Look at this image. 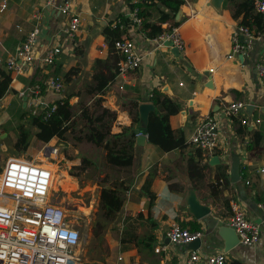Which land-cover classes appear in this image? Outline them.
<instances>
[{"label":"crops","instance_id":"1","mask_svg":"<svg viewBox=\"0 0 264 264\" xmlns=\"http://www.w3.org/2000/svg\"><path fill=\"white\" fill-rule=\"evenodd\" d=\"M5 1L7 6L0 12V58L13 54L32 30L31 17L35 11L41 14L38 57L51 46H61L62 52L53 66H44L37 59L25 74H10L9 88L0 99V139L6 136L4 130L18 115L35 106L41 112L40 104L47 105L64 97L47 88L38 96L31 91L37 84L55 77L63 81V88L67 86L69 99L78 102L91 90L95 92L93 98L98 97L97 78L114 75L101 96L102 107L116 114L111 134H120L123 129L142 130L138 106L150 103L149 95L153 90L180 106L179 113L171 116L169 123L174 132H183L184 148L162 152L148 139L137 142L134 136L132 165L124 169L107 164L103 154L104 164L118 171L114 180L131 179L117 214L121 218L122 237L118 241L116 264H181L187 255L185 246L168 245V251L160 254L153 251L155 245H167L165 234L173 222L179 225L196 222L200 226L202 246L197 252L201 255L222 252L229 264H264V223L258 208L259 203H264V175L258 173L264 167V88L255 72L257 64H264V30L244 39L247 50L242 55L228 58L232 33L238 27V21L232 18V3L243 0L220 3L182 0L177 28L186 46L178 55L175 51L172 53L173 48L158 46L136 27L122 29L121 38L132 39L142 57L140 67L125 77H116L119 57L109 49L104 29L120 16L126 20L125 24L129 23L130 4L138 0H68L71 11L81 21L73 39L63 33L67 17L46 6V0ZM150 5H144L145 21L157 23L164 9L160 4ZM159 25L165 30L171 22ZM2 70L8 73L0 65ZM204 72L209 73L212 87L207 86L209 81ZM21 92L26 96L20 97ZM232 102L246 104V112L229 119L223 110ZM207 118L218 121V149L212 155L189 143L195 127ZM245 118L250 122L247 126L241 124ZM255 120L260 122L256 124ZM254 135H259L261 140L254 148H249ZM216 156L218 164L210 165ZM233 156L240 160L241 181L237 184L217 181L220 173L230 180ZM39 160L49 168L40 154ZM49 169L53 172L51 189L58 186L68 192L70 181L57 177V168ZM63 181L68 190L63 187ZM146 181L150 182V191L155 195L151 205L141 191ZM191 190L210 210L204 219H194L188 210ZM234 201L242 205L249 221L260 225L261 236L253 246L238 243L225 252L224 246L229 240L224 239L229 233L230 205ZM149 237L154 238L152 248H142L139 240Z\"/></svg>","mask_w":264,"mask_h":264},{"label":"built area","instance_id":"2","mask_svg":"<svg viewBox=\"0 0 264 264\" xmlns=\"http://www.w3.org/2000/svg\"><path fill=\"white\" fill-rule=\"evenodd\" d=\"M46 0L45 5L58 11L60 15L67 17V23L63 33L73 39L79 32L81 21L78 15L71 11L68 0ZM149 1V0H138ZM7 6L2 0L0 12ZM255 12L262 16L264 21V0H254ZM139 9L129 10L127 18L129 23L125 24L120 18L116 19L111 27L119 26V29L128 27L139 28L142 19L138 15ZM33 28L25 36L24 40L15 49V52L6 58H0V65L13 76H21L32 67L37 59L44 66H53L59 58L61 46H51L46 49L41 57H38L39 34L41 31V14L35 11L32 14ZM253 34L247 27L240 26L232 33L231 49L228 58H236L246 50L244 42L240 40L259 35ZM154 41L158 46L175 48L179 52L185 49V42L177 27L168 28ZM114 53L119 57L116 67V77H125L136 71L141 64L142 57L136 51L135 42L130 38H120L113 42ZM255 72L259 83L264 88V64L255 66ZM43 86V88H42ZM50 89L54 93H60L63 82L55 77L42 84H37L31 91L35 96ZM26 96L25 92L19 94ZM151 95H149V98ZM48 105L51 108H48ZM1 109V105H0ZM56 106L40 104L41 114L47 119ZM246 112V104L243 102H232L224 110V116L233 119ZM260 121L255 120L258 124ZM247 118L241 121L242 125H249ZM218 121L207 118L200 122L189 139V143L208 155H212L218 149L217 135ZM141 133L135 135L141 136ZM147 138V135L144 134ZM42 155L53 158L57 149L44 144ZM48 158H46L47 160ZM264 175V167L258 170ZM53 172L43 162H34L24 158L8 157L0 168V264H78L75 250L80 244V232L67 226L68 219L65 211L50 202L51 182ZM221 182V181H220ZM245 184H248L246 182ZM232 216L229 220V228L234 229L239 243L244 246H253L260 241V225L247 219L242 205L236 201L230 205ZM261 221L264 223V203H259ZM201 231L191 232L188 228H182L173 222L165 234L168 239L167 245H155L154 253H166L168 245L186 246L187 244L202 239ZM121 258H119L120 260ZM181 264H229L226 254L219 252L209 255H201L197 251H187V255Z\"/></svg>","mask_w":264,"mask_h":264},{"label":"trees","instance_id":"3","mask_svg":"<svg viewBox=\"0 0 264 264\" xmlns=\"http://www.w3.org/2000/svg\"><path fill=\"white\" fill-rule=\"evenodd\" d=\"M157 4H160L164 11H161L157 23H147L145 21L146 14L144 13V5L156 6ZM181 5L182 0H149L130 4V9H139L138 15L142 19V24L138 30H140L145 37L154 39L164 31L168 30L162 29L159 24L171 22L169 28L178 27L180 25V23L174 22V17ZM232 18L238 21V27H247L253 32V34L264 30V21L262 16L255 12L254 0H243L238 3H232ZM120 19L123 20L122 16H120ZM123 22H126V20H123ZM104 35L109 49L114 51L113 42L121 38V30L119 29V26H116L115 28L111 27V25L108 26L104 29ZM113 78L114 75L112 74L107 77L97 78L98 86L95 90L98 97L95 100V104L98 107H102L101 96L104 94V88L107 82L112 81ZM10 82V73H6L4 70L0 71V99L7 92ZM149 102L154 106L155 110L149 114L146 125L148 142L157 146L162 152L184 148L185 141L183 132L181 130L174 132L169 123V118L179 113L180 106L156 90L152 91ZM53 104L56 106V109L47 119L43 118L44 114L42 113L39 116L31 117L30 120L31 125L37 129L35 138L44 144H47L53 138L63 141L65 139V134L68 131V125L73 118L69 98L57 100L53 102ZM48 108H51V106L48 105ZM92 117V120L89 119L91 125L94 128L96 125L100 127V131L92 129L94 138L100 142H105L104 152L106 163L117 168H129L132 165L131 148L135 135L128 129H123V132L120 134H111L116 114L106 108L102 107V113L96 117H94L93 113ZM106 118L108 121L105 122ZM110 139H113V141L111 142ZM260 140L261 137L259 135H254L252 144L250 143L249 148H254L255 145H258ZM13 146L18 153H25L29 148L28 133L20 129L18 138ZM40 157L46 160L44 155L40 154ZM49 168L55 169L56 166L50 165ZM217 181H226V183L229 184L230 180L224 175V173H220L217 175ZM128 183H131L130 178L116 181L110 186H105L101 189L98 206L101 214L91 226L93 236L100 237L107 224L115 220L116 215L123 206L124 195L130 187V184ZM141 191L149 199V204L151 205L155 199V195L150 191L149 181H146L143 184ZM180 226L182 228L188 227L191 232L200 231V226L196 222ZM139 243L142 245V248L151 249L154 243V238L149 237L147 239H141L138 244Z\"/></svg>","mask_w":264,"mask_h":264},{"label":"rangeland","instance_id":"4","mask_svg":"<svg viewBox=\"0 0 264 264\" xmlns=\"http://www.w3.org/2000/svg\"><path fill=\"white\" fill-rule=\"evenodd\" d=\"M66 90L67 86L64 85L59 93L64 96L62 99L71 96ZM93 95L95 92L91 90L78 99V102L77 99H69L73 118L68 125L65 139L60 141L53 138L48 144L56 148L57 153L53 158L45 156L48 158L46 164L56 166L57 177L70 181L68 192L58 186L51 189L50 202L61 207L69 223L80 232L81 241L75 250L78 264H116L119 256L118 241L122 237L121 218L116 215L115 220L107 224L100 237L93 236L91 231V226L101 214L98 208L100 191L116 182L114 178L118 174L117 170L104 164L102 157L105 153V142L96 140L92 133V129L100 131L98 125L95 128L91 125L92 114L96 117L102 113V107L95 104L97 97L93 98ZM40 114L39 108L35 106L32 110L18 115L16 121L4 130L6 136L0 139V166L4 165L8 157L42 162L39 154L43 153L44 143L35 138L37 129L30 123L31 117ZM20 129L29 135V148L25 153H18L13 146Z\"/></svg>","mask_w":264,"mask_h":264},{"label":"water","instance_id":"5","mask_svg":"<svg viewBox=\"0 0 264 264\" xmlns=\"http://www.w3.org/2000/svg\"><path fill=\"white\" fill-rule=\"evenodd\" d=\"M214 1H216L217 3H220V1H222V0H214ZM180 19H181V9L179 8V10L177 11V13L174 17V22L179 23ZM240 40L242 42H244L243 37H240ZM174 51L177 52V55H178V50L173 48L172 53H175ZM203 75L208 78V81L210 80L208 72H204ZM207 86L212 87L210 81L208 82ZM24 100L25 99H23V101ZM154 110H155V108L151 103H145V104H141L138 106V114H139V119L141 122L142 130L136 129V130L132 131V133L134 135H136L138 133L142 134L141 136L135 137L137 142H143V141L147 140V138L144 136V134H146V125H147V121H148V116ZM214 158L210 161V163H209L210 165L218 164L217 156ZM232 159L233 160L231 162L230 181L232 184H237L239 181H241L240 160L237 156H233ZM187 207H188L190 214L196 220L204 219L210 213V210L205 205H202L198 201L195 193L192 190L190 191L188 199H187ZM227 228H229V227H227ZM226 239H227V241L228 240L229 241L225 243V246H224L225 252H227L230 248H232L233 246H235L239 243V239H238L234 229H232V228H229V233L227 234V236L224 240H226ZM165 243L166 244L169 243L168 239H165ZM201 246H202V240L196 239L195 241L187 244L185 247L187 248V251H197L200 249Z\"/></svg>","mask_w":264,"mask_h":264},{"label":"bare ground","instance_id":"6","mask_svg":"<svg viewBox=\"0 0 264 264\" xmlns=\"http://www.w3.org/2000/svg\"><path fill=\"white\" fill-rule=\"evenodd\" d=\"M62 185H63V187L66 189V190H68V185L66 184V182L65 181H63L62 182ZM67 226L68 227H70V228H72V229H74V230H77L73 225H71L69 222H68V224H67ZM78 231V230H77Z\"/></svg>","mask_w":264,"mask_h":264},{"label":"flooded vegetation","instance_id":"7","mask_svg":"<svg viewBox=\"0 0 264 264\" xmlns=\"http://www.w3.org/2000/svg\"><path fill=\"white\" fill-rule=\"evenodd\" d=\"M50 141H51V140H50ZM50 141H49V142H50ZM49 142H48V143H49Z\"/></svg>","mask_w":264,"mask_h":264}]
</instances>
